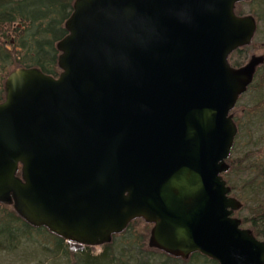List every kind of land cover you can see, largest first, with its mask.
<instances>
[{"label": "water", "instance_id": "water-1", "mask_svg": "<svg viewBox=\"0 0 264 264\" xmlns=\"http://www.w3.org/2000/svg\"><path fill=\"white\" fill-rule=\"evenodd\" d=\"M251 0H75L57 78L17 68L0 103V204L66 242L101 247L137 219L151 249L264 264L233 215L232 111L264 66ZM19 172L21 175L19 176Z\"/></svg>", "mask_w": 264, "mask_h": 264}, {"label": "trees", "instance_id": "trees-1", "mask_svg": "<svg viewBox=\"0 0 264 264\" xmlns=\"http://www.w3.org/2000/svg\"><path fill=\"white\" fill-rule=\"evenodd\" d=\"M74 1L0 0V102L4 100V81L12 69L35 67L47 75L58 76L59 52L56 44L68 34L65 22L72 14ZM253 3L254 0H251L250 4ZM240 6L237 8L239 15ZM257 10L259 8L252 10L251 13L258 20L259 36L264 14ZM255 47L238 52V54L245 52L241 64L235 59L234 54L230 58L232 66L243 65L254 53ZM249 91L258 94L259 99L253 107L242 109L244 113L241 115L240 111L235 120L239 129L237 139L246 135L251 137L248 133L250 128L244 120L249 122L253 119L260 120L261 117L262 121L264 119V66L257 73ZM236 146L237 143L228 160L230 170L224 175V179L232 190V196L243 203V209L237 214L242 226L251 230L258 240L264 241V147L235 158L233 154ZM150 229L151 226L143 220H136L123 234L115 236L111 244L105 245L101 254L94 256L92 248L67 243L45 228H33L20 218L11 206L0 204L1 254L14 255L24 244L38 242L43 246L40 248L41 254L35 252L33 256L56 257L61 254L63 258L68 257L65 264H191L202 259L206 264H218L198 253L192 255L188 261H183L150 249L148 246ZM40 240H44V243ZM63 263L54 261L51 264Z\"/></svg>", "mask_w": 264, "mask_h": 264}, {"label": "rangeland", "instance_id": "rangeland-1", "mask_svg": "<svg viewBox=\"0 0 264 264\" xmlns=\"http://www.w3.org/2000/svg\"><path fill=\"white\" fill-rule=\"evenodd\" d=\"M257 10L260 14H264V0H254L253 4H243L240 6V14L241 15H249L252 14V10ZM253 15V14H252ZM264 21L260 25V33L259 36H257L256 42L253 43L252 46H256L253 50L256 52V55L264 54ZM251 46V47H252ZM10 48V47H9ZM245 56V52H242L240 54L235 55V59L238 60V62L241 64ZM13 70V69H12ZM259 95L255 92H248L238 103V108L236 111V117L235 120H237L238 115H241L244 113L242 109L245 110L253 107V105L258 101ZM261 120V121H260ZM253 119L248 122V120H244L247 122V126L250 128V131L248 132L251 137L248 135L242 136L238 139H236L235 143H237L235 153L233 154V157L238 158L244 156V154L249 153L250 151H254L257 149H260L264 147V119L262 121L261 119ZM247 132V127L245 128V133ZM246 228V227H244ZM247 229V228H246ZM42 243H44V240H40ZM43 246L38 242H29L27 244H24L22 249L14 255L6 254V253H0V264H40L42 261L44 264H51L55 262H64L63 264L67 263V256L63 258L61 254L57 255L56 257L46 255V256H33L35 252L38 254H41V249ZM28 248V249H27ZM30 248V249H29ZM27 249V250H26ZM37 250V251H36ZM35 253V254H36ZM102 253V248H92V255L97 256ZM70 261V258H69ZM206 264L205 260H199L195 262H192L191 264Z\"/></svg>", "mask_w": 264, "mask_h": 264}, {"label": "bare ground", "instance_id": "bare-ground-1", "mask_svg": "<svg viewBox=\"0 0 264 264\" xmlns=\"http://www.w3.org/2000/svg\"><path fill=\"white\" fill-rule=\"evenodd\" d=\"M75 2V1H74ZM74 4V3H73ZM72 13H73V11H72ZM71 16V15H70ZM257 28H259V26L257 27ZM263 190H264V188H263ZM263 193H264V191H263Z\"/></svg>", "mask_w": 264, "mask_h": 264}]
</instances>
